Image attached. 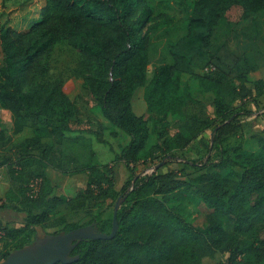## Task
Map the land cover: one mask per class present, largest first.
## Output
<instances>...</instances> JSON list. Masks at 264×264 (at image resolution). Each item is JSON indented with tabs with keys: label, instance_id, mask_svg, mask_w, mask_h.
<instances>
[{
	"label": "trees",
	"instance_id": "1",
	"mask_svg": "<svg viewBox=\"0 0 264 264\" xmlns=\"http://www.w3.org/2000/svg\"><path fill=\"white\" fill-rule=\"evenodd\" d=\"M233 5L243 10L238 28L210 54L208 68L214 69L196 77L201 90L213 94L214 116H190L186 133L169 139V118L182 117L194 103L181 88V74L192 72L194 59L203 60L221 14ZM187 11L188 32L170 48L172 64L156 67L149 81V36L142 31L152 15L148 0H44L40 19L22 33L0 21V47L5 54L0 67V107L11 114L14 135L23 131L29 119L38 117L40 121L32 123L29 144L41 146L42 139L51 140L42 147L37 161L41 168L26 185L33 192L30 185L38 182L26 202L18 195L21 169H7L15 191L0 208L16 209L25 217L19 228L0 222V239L20 240L12 250L0 253V263L11 252L30 246L36 229L45 227L65 204L62 196L53 194L44 169L60 172L64 168L62 141L69 130L64 117L74 103L60 82L21 92L23 85L46 73L43 61L64 41L81 53L88 72L95 69L94 76L86 78V88L113 129L111 137L126 140L113 163H122L128 172L126 183L117 191L111 166L87 168L85 189L69 203L82 208L87 201H109V207L93 213L85 226L95 223L97 234L109 235L115 218L118 229L111 240L78 243L71 253L78 259L69 264H203L205 258L222 254L228 255L225 264H264V136L256 137L258 152L238 162L229 158L225 145V138L240 129V117L253 115L248 109L235 110L227 98L234 93L240 99L251 95L245 87L249 75L264 66V51L240 52L244 44L264 45V0H193ZM141 89L147 119L133 110ZM254 91L255 97L263 96L264 81H256ZM205 132L211 136L201 142ZM195 140L206 153L187 158L185 150ZM178 165L193 169L189 183L212 210L207 230L194 228L173 205L180 197ZM235 167L242 172H235ZM223 220L232 231L223 229ZM77 228L66 224L59 233Z\"/></svg>",
	"mask_w": 264,
	"mask_h": 264
},
{
	"label": "rangeland",
	"instance_id": "2",
	"mask_svg": "<svg viewBox=\"0 0 264 264\" xmlns=\"http://www.w3.org/2000/svg\"><path fill=\"white\" fill-rule=\"evenodd\" d=\"M152 9L150 21L143 27V33L148 34L149 66L147 80L149 81L153 70L161 65H170L173 60L170 48L188 32L187 7L193 0H148ZM44 0H0V21L19 33L26 32L30 26L40 19V11ZM243 10L239 5H233L221 14V18L214 33L210 37L209 47L204 51L203 60L194 59L192 72L181 74V88L191 95L192 103L182 117H170L168 120V138L174 139L178 135H184L187 130L188 118L192 115L203 113L209 117L214 116L212 106L213 94L201 90L196 77L206 73L208 60L216 47L226 40L238 28L242 19ZM244 44L240 52L254 54L262 53L264 45L261 42ZM5 54L0 47V67L3 66ZM46 73L35 76L29 85H23L21 92L28 94L40 84H53L60 82L68 99L74 103V108L68 110L64 117L69 123V130L64 132L62 141L64 154L62 171L45 168V176L49 181L54 195L62 196L65 204L60 206L51 217L45 227H38L36 239L46 235H58L66 224H76L84 227L91 220V215L109 207V201H87L82 208H75V202L69 203V199L85 189L89 165L111 166L114 178V186L120 191L128 179V172L122 163H113L116 153L126 144V140L120 137H111L112 128L102 117L98 104L89 90L86 88V78L94 76L95 69L88 72L83 64L81 53L66 42L56 45L50 56L43 61ZM264 81V66L257 72L250 74L245 84L252 94L240 99L234 93L227 102L235 110H251L252 116L240 117V129L225 138L226 148L229 149V158L240 161L258 152L256 137L264 136V95L255 97L254 83ZM235 87L238 84L235 83ZM144 89H141L133 102V110L138 116L148 118V112L143 100ZM60 111V110H59ZM39 122L40 118L33 117L28 120L23 131L17 135L12 133L11 114L0 107V167L5 169H21L20 186L18 195L25 202L33 196V192L27 190L28 181L34 177V172L41 167L37 163L41 157L43 145L51 143V140L42 139L41 146H31L32 123ZM150 131L154 125L149 123ZM210 132L201 135V142L208 141ZM199 141H192L186 148L184 155L187 158L201 157L206 150ZM179 155V154H178ZM215 158V156H214ZM240 174L239 167L233 169ZM19 171V170H18ZM181 188L179 199L173 203L178 206V212L194 228L207 230L212 223L207 216L212 213L203 201L200 192L189 183V176L193 169L177 166ZM162 172V171H161ZM238 179V177L236 178ZM235 179V180H236ZM4 202H0V206ZM36 212V211H34ZM21 215L10 209L0 208V222L11 228H19L22 225ZM223 229L232 231L231 224L227 220L222 221ZM20 240L0 239V253L12 250ZM31 244V245H32ZM12 253V252H11ZM227 254L217 255L215 259L205 258L203 264H225Z\"/></svg>",
	"mask_w": 264,
	"mask_h": 264
},
{
	"label": "water",
	"instance_id": "3",
	"mask_svg": "<svg viewBox=\"0 0 264 264\" xmlns=\"http://www.w3.org/2000/svg\"><path fill=\"white\" fill-rule=\"evenodd\" d=\"M120 200L117 201L115 210ZM118 229L116 219L109 235L97 234L95 223L74 229L66 234L46 235L36 239L34 243L25 248L13 251L0 264H69L75 262L78 257H72L71 253L78 243L83 240H111Z\"/></svg>",
	"mask_w": 264,
	"mask_h": 264
},
{
	"label": "crops",
	"instance_id": "4",
	"mask_svg": "<svg viewBox=\"0 0 264 264\" xmlns=\"http://www.w3.org/2000/svg\"><path fill=\"white\" fill-rule=\"evenodd\" d=\"M250 78V75H249ZM15 191V185L12 182V178L9 176L7 169L0 167V202H6L7 196ZM12 206L19 208L16 202L12 203ZM17 214L21 215V218L25 217V214L18 212L16 209H10Z\"/></svg>",
	"mask_w": 264,
	"mask_h": 264
},
{
	"label": "built area",
	"instance_id": "5",
	"mask_svg": "<svg viewBox=\"0 0 264 264\" xmlns=\"http://www.w3.org/2000/svg\"><path fill=\"white\" fill-rule=\"evenodd\" d=\"M214 68L213 67H209V68H206L205 71L208 72V71H211L213 70ZM37 184L38 182H34L30 185V188L33 189V191H36L37 189Z\"/></svg>",
	"mask_w": 264,
	"mask_h": 264
}]
</instances>
